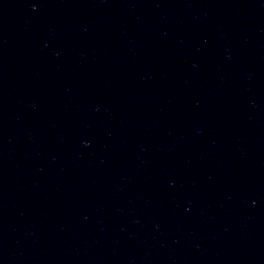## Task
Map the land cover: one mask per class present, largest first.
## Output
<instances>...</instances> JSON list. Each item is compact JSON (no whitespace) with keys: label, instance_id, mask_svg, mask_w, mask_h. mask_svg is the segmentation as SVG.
<instances>
[{"label":"water","instance_id":"obj_1","mask_svg":"<svg viewBox=\"0 0 264 264\" xmlns=\"http://www.w3.org/2000/svg\"><path fill=\"white\" fill-rule=\"evenodd\" d=\"M0 264H264V0H0Z\"/></svg>","mask_w":264,"mask_h":264}]
</instances>
